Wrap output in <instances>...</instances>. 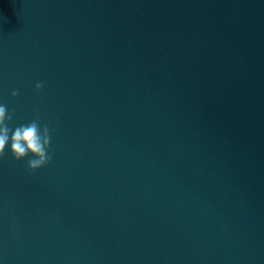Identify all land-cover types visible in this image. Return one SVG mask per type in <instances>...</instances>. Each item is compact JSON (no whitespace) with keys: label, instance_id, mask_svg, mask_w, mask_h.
Returning <instances> with one entry per match:
<instances>
[{"label":"water","instance_id":"1","mask_svg":"<svg viewBox=\"0 0 264 264\" xmlns=\"http://www.w3.org/2000/svg\"><path fill=\"white\" fill-rule=\"evenodd\" d=\"M0 103V264H264V0H0Z\"/></svg>","mask_w":264,"mask_h":264},{"label":"clouds","instance_id":"2","mask_svg":"<svg viewBox=\"0 0 264 264\" xmlns=\"http://www.w3.org/2000/svg\"><path fill=\"white\" fill-rule=\"evenodd\" d=\"M35 87H41L36 82ZM13 91L12 95H15ZM11 119L6 112L4 104L0 103V156L4 154L5 146L14 158H22L30 155L27 167L35 169L51 159V153L47 151L49 146V130L45 125L39 126L36 119L26 123L10 127L7 123Z\"/></svg>","mask_w":264,"mask_h":264}]
</instances>
